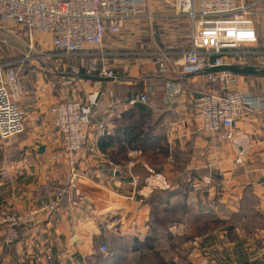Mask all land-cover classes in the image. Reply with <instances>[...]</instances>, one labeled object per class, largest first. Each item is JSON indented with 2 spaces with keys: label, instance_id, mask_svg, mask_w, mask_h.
Returning <instances> with one entry per match:
<instances>
[{
  "label": "crops",
  "instance_id": "0c3cea01",
  "mask_svg": "<svg viewBox=\"0 0 264 264\" xmlns=\"http://www.w3.org/2000/svg\"><path fill=\"white\" fill-rule=\"evenodd\" d=\"M241 1L256 3L257 49L264 50V5ZM152 5L158 12H172L162 0ZM176 21L187 23L166 15L154 24L129 22L106 54L116 79H86L69 72L67 65L51 72L41 65L24 68L30 85L20 101L25 131L0 139V198L9 207L25 211L58 200L62 175L45 157L57 149L50 142L56 133L50 109L65 97L97 99V116L116 143L117 159L99 148L92 129L78 154L82 177L77 189L60 200L58 211L40 218L39 234L26 227L13 245H0V264H264V117L247 111L230 130L232 139L201 128L197 103L210 88L205 74L167 76L153 63L155 49L187 43L165 45ZM44 40L50 37L38 42ZM71 59L79 62L76 56ZM235 87L260 94L264 76L237 74ZM142 92L151 109L145 147L154 140L158 151L161 145L168 148L157 162L140 157L137 145L145 134L135 142L133 129H125L122 105ZM124 144L130 147V161L117 153ZM239 151L244 154L240 161ZM131 161L138 185L129 174ZM154 216L164 217V223L158 226ZM102 244L109 246V255L100 251Z\"/></svg>",
  "mask_w": 264,
  "mask_h": 264
},
{
  "label": "built area",
  "instance_id": "2783aa9c",
  "mask_svg": "<svg viewBox=\"0 0 264 264\" xmlns=\"http://www.w3.org/2000/svg\"><path fill=\"white\" fill-rule=\"evenodd\" d=\"M155 0H0V28L17 25L32 34L50 37L56 52L64 57L69 72L117 78L115 67L108 62L110 46L122 34L129 22L154 24L162 15L184 19L189 25L187 43L178 49L157 48L152 52L153 63L164 75L203 74L213 67L237 62L247 65L252 61L264 64V50L257 49V31L253 9L255 2L241 0H162L171 13L158 12ZM264 5V0H261ZM253 6V7H252ZM151 33H154L152 28ZM178 57H175V56ZM78 57L77 64L67 61ZM175 58V59H174ZM225 58H229L227 63ZM67 59V60H66ZM3 62L0 59V139L11 140L25 131L20 101L30 92V85L22 64ZM210 88L201 93L197 108L201 128L222 139H232L230 130L247 111L264 117V91L251 94L235 87L237 74L229 70L205 73ZM67 81L63 83L66 87ZM145 92L123 103L127 110L138 101L146 102ZM55 136L50 139L57 149L45 161L60 169L64 187L57 192L58 200L33 206L25 211L9 207L0 198V245L9 247L20 237L21 230L37 235L42 229L40 218L60 208V200L77 189L82 177L78 154L89 141L92 129L97 141L107 132V124L97 116V99L79 100L65 97L51 107ZM243 151H239L241 160ZM129 163V174L135 177ZM51 188V187H50ZM47 195L51 192L48 190ZM110 254L107 244L100 246ZM203 262L201 264H206Z\"/></svg>",
  "mask_w": 264,
  "mask_h": 264
},
{
  "label": "rangeland",
  "instance_id": "374dc122",
  "mask_svg": "<svg viewBox=\"0 0 264 264\" xmlns=\"http://www.w3.org/2000/svg\"><path fill=\"white\" fill-rule=\"evenodd\" d=\"M183 21H176L170 30V37L165 39L166 46H175L186 43L189 37V25ZM41 34H32L27 29L17 25H11L7 28H0V59H9L19 61L23 64L22 68H29L33 65L43 66L46 72H51L53 67L63 71V65H68L64 57L51 56L56 50L51 41L41 42ZM155 44V43H154ZM156 46V44H155ZM67 60V59H66ZM70 65L77 64L72 59L67 60ZM27 64V66H24ZM71 98V97H70ZM75 99L74 97H72Z\"/></svg>",
  "mask_w": 264,
  "mask_h": 264
},
{
  "label": "trees",
  "instance_id": "16d2710c",
  "mask_svg": "<svg viewBox=\"0 0 264 264\" xmlns=\"http://www.w3.org/2000/svg\"><path fill=\"white\" fill-rule=\"evenodd\" d=\"M139 94L140 93H134L129 97V99ZM150 110L151 109L148 100L146 102L138 101L130 106L123 113V116H126V118H124L126 119L125 129L127 130L131 127L135 133V136L133 135L135 142L139 140L138 136L143 133L145 134V138L143 137L140 143L137 145L138 147H140V157L145 158L148 161L157 162L159 160L165 159V154L168 151V148L161 145V150L158 151L156 148L158 147L159 142L154 140L151 141L147 148L145 147V144H147V140L149 139V131L147 127L149 126L148 121L151 117ZM111 138L112 137L109 136L108 133H105L102 137H100L98 146L104 153H106L110 157V159L116 161L115 159L117 158L114 156V148L116 143ZM129 149L130 147L124 144L120 145L119 149L117 150L118 155H120L124 159V161H130V158L128 157ZM163 218L162 216H154V222H156V224H158L159 226V222L161 224L164 223Z\"/></svg>",
  "mask_w": 264,
  "mask_h": 264
},
{
  "label": "water",
  "instance_id": "95a60500",
  "mask_svg": "<svg viewBox=\"0 0 264 264\" xmlns=\"http://www.w3.org/2000/svg\"><path fill=\"white\" fill-rule=\"evenodd\" d=\"M229 70L231 72H234L236 74L240 75H260L264 76V66H258V65H242V64H225L217 67H213L210 70L204 71L203 74L208 72H217V71H225ZM194 75V74H190ZM83 78L86 79H92V80H100V81H106L111 80L112 78L108 77H98V76H90V75H82Z\"/></svg>",
  "mask_w": 264,
  "mask_h": 264
}]
</instances>
